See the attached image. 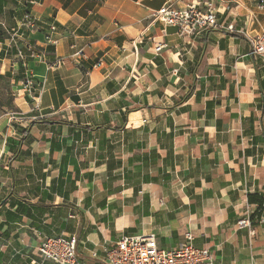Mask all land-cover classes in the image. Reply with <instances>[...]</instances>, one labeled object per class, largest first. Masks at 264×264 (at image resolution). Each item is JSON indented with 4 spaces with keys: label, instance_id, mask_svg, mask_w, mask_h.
I'll return each mask as SVG.
<instances>
[{
    "label": "crops",
    "instance_id": "crops-1",
    "mask_svg": "<svg viewBox=\"0 0 264 264\" xmlns=\"http://www.w3.org/2000/svg\"><path fill=\"white\" fill-rule=\"evenodd\" d=\"M12 1L0 6L19 34L0 43V264H55L37 248L57 237L104 264L103 247L150 233L164 249L190 234L212 264H264V218L236 226L256 210L249 196L264 201V57L250 55L264 0ZM208 4L240 33L151 22L164 5ZM18 45L36 56L19 63Z\"/></svg>",
    "mask_w": 264,
    "mask_h": 264
},
{
    "label": "built area",
    "instance_id": "built-area-1",
    "mask_svg": "<svg viewBox=\"0 0 264 264\" xmlns=\"http://www.w3.org/2000/svg\"><path fill=\"white\" fill-rule=\"evenodd\" d=\"M259 10H264V2L258 3ZM151 22L159 23L163 27H173L180 36H199L209 29L224 30L228 33H240L232 25H218L215 20V10L211 4H208L205 10H200L193 5H188L183 9H174L169 6H162L152 13ZM22 26L33 29L35 22L28 15L24 16ZM56 32V27L52 24L48 27V32L44 37L47 44L55 46L57 41L52 38ZM18 31H13L9 42L16 45ZM251 56L264 57V31L250 40ZM164 46L157 44L154 52L159 53ZM30 56L34 54L30 48ZM80 53V52H79ZM78 53V54H79ZM16 57L20 60L23 55L20 51ZM60 65V61L55 62ZM24 91L31 93L35 88L32 76H25L22 83ZM15 114H11L14 116ZM264 218V213L260 216V221ZM249 218L239 220L236 226L239 229L251 228ZM192 236L185 235V242L173 249L160 248L156 242L154 234L142 235H124L112 246L103 247L104 264H212V252L207 248H196L192 244ZM38 254L43 260L55 264H84L78 257L76 251V239L71 238H47L43 240L37 248ZM96 256L95 253L93 257Z\"/></svg>",
    "mask_w": 264,
    "mask_h": 264
},
{
    "label": "trees",
    "instance_id": "trees-1",
    "mask_svg": "<svg viewBox=\"0 0 264 264\" xmlns=\"http://www.w3.org/2000/svg\"><path fill=\"white\" fill-rule=\"evenodd\" d=\"M2 4L5 7H7L8 5H11V6H14L15 5V3L12 0H0V6H2ZM10 11L11 10H9V12ZM7 12H8V10L6 9V13ZM25 16H27V14ZM46 34H47V32H46ZM10 35H11V33L9 32V30H7L5 27H3L2 25H0V43H4L6 40L9 41L10 40ZM17 43H16V45H14V47L17 46ZM18 47H20V48L17 49V50L20 51L23 54V56H24L22 60H19V63H22V62L26 61L27 58H30L31 57L30 56V53L31 52L28 51L27 49H25L27 51V53L24 55L23 50H22L23 47H21L20 45H18ZM12 49H14V54H17L16 48H12ZM248 202L250 204H255V206H256V210H255L253 216H251L249 218V220L251 221V224H253L255 222V219L256 218H259L264 213V205H263V202L264 201L260 197H257V196H249Z\"/></svg>",
    "mask_w": 264,
    "mask_h": 264
}]
</instances>
